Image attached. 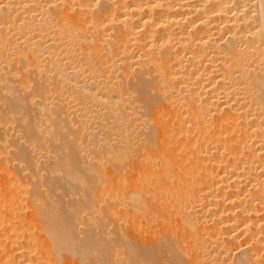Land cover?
Masks as SVG:
<instances>
[{
	"label": "bare ground",
	"instance_id": "6f19581e",
	"mask_svg": "<svg viewBox=\"0 0 264 264\" xmlns=\"http://www.w3.org/2000/svg\"><path fill=\"white\" fill-rule=\"evenodd\" d=\"M0 264H264V0H0Z\"/></svg>",
	"mask_w": 264,
	"mask_h": 264
},
{
	"label": "rangeland",
	"instance_id": "374dc122",
	"mask_svg": "<svg viewBox=\"0 0 264 264\" xmlns=\"http://www.w3.org/2000/svg\"><path fill=\"white\" fill-rule=\"evenodd\" d=\"M120 160H121V161H123V158H122V156L120 157ZM42 181H43V182H45V179H44V178H42Z\"/></svg>",
	"mask_w": 264,
	"mask_h": 264
}]
</instances>
